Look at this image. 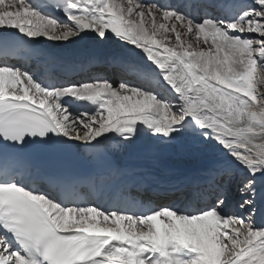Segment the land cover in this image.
<instances>
[{
    "label": "snow or ice",
    "instance_id": "snow-or-ice-1",
    "mask_svg": "<svg viewBox=\"0 0 264 264\" xmlns=\"http://www.w3.org/2000/svg\"><path fill=\"white\" fill-rule=\"evenodd\" d=\"M82 2L98 15L69 11L71 27L28 0H0V28L18 29L37 41L70 40L85 31L104 39L110 32L141 49L161 70L166 95L128 82L114 87L106 79L46 88L21 69L0 67V137L17 145L30 138L53 149L78 142L95 160L86 174L95 197L128 205L69 206L67 201L81 197L74 186L57 195L15 181L0 183V264H264V223L225 212V188L215 187L216 202L195 209L160 205L139 211L127 192L131 181L143 183L145 177L137 173L146 170L116 164L106 153L110 145L122 152L143 145L146 156L159 163L177 150L194 158L213 138L251 171L241 190L255 196L257 184L264 183V176L256 175L264 173V0L247 6L234 22L202 23L155 3ZM188 34L203 36L205 44L210 35L212 43L190 50ZM257 64L261 73L254 85ZM65 96L99 106L74 115L62 101ZM22 164L6 151L0 154V174ZM232 171L231 165H221L210 175L231 178ZM80 175L60 179L76 185ZM185 245L194 257L177 254Z\"/></svg>",
    "mask_w": 264,
    "mask_h": 264
},
{
    "label": "bare ground",
    "instance_id": "bare-ground-1",
    "mask_svg": "<svg viewBox=\"0 0 264 264\" xmlns=\"http://www.w3.org/2000/svg\"><path fill=\"white\" fill-rule=\"evenodd\" d=\"M218 1H222V0H218ZM116 2L120 3L121 0H116ZM73 3H75V4H81L82 3L83 4L82 0H71L70 4H67V7L69 9L63 11L62 16H61L65 20V23L71 27H75V25L68 18L67 13L69 11H71L75 14L74 10H76V9H72L70 7V5ZM32 6L35 8L37 7L34 2H32ZM84 11H85V9H84ZM84 11H82L81 14H83L89 18L95 17L98 15V13L95 10H94L95 15H93L91 13H88L89 15L84 14ZM43 13H45L44 10H43ZM147 26L148 25H146V27ZM177 27L178 28L180 27L179 23L177 24ZM0 29H2V28H0ZM159 38L160 37L158 36L157 39H159ZM40 41L44 44V46L47 47L46 48L47 53H48L47 56H49L52 59V61L53 60H57V61L60 60L61 64H63V65L69 64L72 60L75 61V59L78 58V54H81L86 59H87V57H90V55L101 54L108 61L116 60L117 64L123 63L125 65H127V64L133 65L132 62H135L137 68H138V66H141V68H142V69L140 68L141 70H145V71L149 72L151 74V76L154 77L155 79L162 80V83L164 85L163 75L161 74V70H159L158 67L151 60L148 59V57L143 53V51L141 49L131 45L128 42H125L122 39L117 38L116 36H114L110 32L104 39H101L95 32L85 31V32H82L79 36H76L70 40H59L58 41V40H52V39H48L45 37H41ZM55 50H57V53H55ZM120 59H123V60H120ZM8 79L9 78L6 77V83H7ZM21 79H23V78H21ZM34 80H36V79H34ZM36 82H38V81L36 80ZM22 86H25V85L21 84L20 87H22ZM82 101H86V100H82ZM94 105L96 108L99 106L97 103H94ZM208 139H210L211 142L204 145L203 148L201 149V151L205 152V153L207 152L208 156L210 155V157L212 155L213 158L210 160L202 159L203 161L199 160V162H198L197 159H198V156H201L200 155L202 153L201 151H200V154H199V152L196 154V156H197V159H196L195 157L191 158L187 154L182 153L179 150H177L174 152H169V153L165 154L164 156H162L159 160V163H154L151 158L146 156V154H145L146 150H145L143 145L138 146L137 148L130 151L129 153H131L132 155H129V157L131 159L135 160L137 157V154H139V156L141 157V160L146 164V169L155 170L157 172H162V173L170 172L172 174L171 175L172 177H174L176 179H180L181 176L178 175V173H181V174L190 173V171H192V168L197 169L203 165L214 166L215 165L214 162L211 163L210 161L213 159L215 160V157H216L215 155L216 154L219 155V154H222L223 152L227 151L219 143H217L215 141V139H213V138H208ZM76 143H78V142H76ZM109 147L110 148L113 147L116 150H119L115 145H110ZM209 153H213V154H209ZM202 156H204V155L202 154ZM201 157H199V159ZM216 160H218V159H216ZM262 174L263 175L260 174V176H264V173H262ZM261 186L262 185H258L259 189L261 188V190H260L261 194H260L259 198L261 199V202H262V200L264 199V191H263L264 185L262 187ZM229 210L225 209V212L229 211ZM230 211H229V214H230ZM221 214L223 215L224 212H222ZM101 226L103 227L105 225L101 224ZM108 226H110V225H108ZM184 247L185 248H183V252L185 251L189 255L190 258H192L196 255L195 253L191 252L189 249L186 248L187 245H185Z\"/></svg>",
    "mask_w": 264,
    "mask_h": 264
},
{
    "label": "rangeland",
    "instance_id": "rangeland-1",
    "mask_svg": "<svg viewBox=\"0 0 264 264\" xmlns=\"http://www.w3.org/2000/svg\"><path fill=\"white\" fill-rule=\"evenodd\" d=\"M251 5H255V6H257L258 7V5H257V0H252V3H251ZM147 27H149V26H147ZM250 34V35H249ZM188 35H190V34H188ZM210 36V35H209ZM244 36L246 37V38H249V39H256L257 38V35L255 34V33H245L244 34ZM252 37V38H251ZM172 39H174V36L172 37ZM207 44H211L212 43V37L210 36V37H208V40H207ZM187 43H190L191 45H192V48L190 49V50H195V51H198V50H200L201 48H206L207 47V44H205L204 43V37L203 36H200V38H199V40H197L195 37H191V35L189 36V39H188V41H187ZM201 47V48H200ZM260 73H261V69H260V67H259V64H257V70H256V72L254 73V85H255V82H256V79L259 77V75H260ZM36 81V80H35ZM164 81V80H163ZM115 86H117V85H115ZM118 86H119V84H118ZM256 87H257V89L259 88V86L258 85H256ZM254 103H257L258 104V100L256 101V102H254ZM104 114L105 115H107V112H106V110H105V112H104ZM115 115V114H114ZM201 151V150H200ZM200 151H199V154H200ZM202 152V151H201ZM202 154L204 155V156H202ZM209 154H213V153H209ZM201 156H198V159H197V156H195V158L197 159V161L199 162V160L200 161H203L202 159H208V160H210V159H212L213 157H212V155H211V157H210V155L208 156V153L206 152H202L201 154H200ZM214 156V155H213ZM216 157L215 158H217L218 159V156L219 155H215ZM199 157H201L200 159H199ZM209 157V158H208ZM212 161H214V160H212ZM216 161V160H215ZM214 161V162H215ZM219 162V161H218ZM217 162V163H218ZM214 164H216V163H214Z\"/></svg>",
    "mask_w": 264,
    "mask_h": 264
}]
</instances>
